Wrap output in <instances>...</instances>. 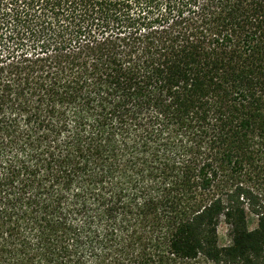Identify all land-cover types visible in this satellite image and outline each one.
Returning a JSON list of instances; mask_svg holds the SVG:
<instances>
[{"label": "trees", "instance_id": "1", "mask_svg": "<svg viewBox=\"0 0 264 264\" xmlns=\"http://www.w3.org/2000/svg\"><path fill=\"white\" fill-rule=\"evenodd\" d=\"M0 264H264V0H0Z\"/></svg>", "mask_w": 264, "mask_h": 264}, {"label": "rangeland", "instance_id": "2", "mask_svg": "<svg viewBox=\"0 0 264 264\" xmlns=\"http://www.w3.org/2000/svg\"><path fill=\"white\" fill-rule=\"evenodd\" d=\"M248 224L250 227H253L255 225V220L253 217L249 216ZM229 239L230 238L228 235L227 226L225 225L224 222H221L219 227H218V243L220 245L226 244L229 242Z\"/></svg>", "mask_w": 264, "mask_h": 264}]
</instances>
